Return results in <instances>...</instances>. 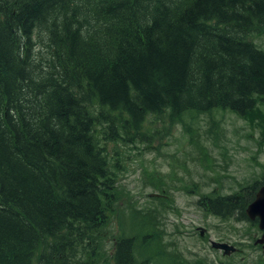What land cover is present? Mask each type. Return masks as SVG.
Masks as SVG:
<instances>
[{"label":"trees","instance_id":"16d2710c","mask_svg":"<svg viewBox=\"0 0 264 264\" xmlns=\"http://www.w3.org/2000/svg\"><path fill=\"white\" fill-rule=\"evenodd\" d=\"M255 29L264 0H0V264H91L117 199L96 127L132 142L150 115L250 116L264 101ZM257 187L200 204L246 219ZM138 223L115 264L159 240Z\"/></svg>","mask_w":264,"mask_h":264},{"label":"rangeland","instance_id":"374dc122","mask_svg":"<svg viewBox=\"0 0 264 264\" xmlns=\"http://www.w3.org/2000/svg\"><path fill=\"white\" fill-rule=\"evenodd\" d=\"M248 37L264 49V29ZM181 119L150 115L142 137L132 142L103 139L105 130L110 135L107 122L96 127L117 199L91 264H115L114 241L135 234L140 220L159 240L149 239L132 264H264V246L254 244L261 234L256 224L237 212L209 213L200 204L209 193L245 195L246 188L257 184V191L264 184V101L247 117L219 111L213 119L193 113ZM213 240L236 250L223 254L212 247Z\"/></svg>","mask_w":264,"mask_h":264},{"label":"water","instance_id":"95a60500","mask_svg":"<svg viewBox=\"0 0 264 264\" xmlns=\"http://www.w3.org/2000/svg\"><path fill=\"white\" fill-rule=\"evenodd\" d=\"M245 214L250 220H257L258 227L264 231V184L255 192L254 198L245 207ZM256 243H264V232ZM212 247L222 250L223 254H229L236 250V247L226 242L212 241Z\"/></svg>","mask_w":264,"mask_h":264},{"label":"flooded vegetation","instance_id":"af4514ba","mask_svg":"<svg viewBox=\"0 0 264 264\" xmlns=\"http://www.w3.org/2000/svg\"><path fill=\"white\" fill-rule=\"evenodd\" d=\"M209 213H210V210H209ZM252 223L257 225V226H256V227L258 228L257 231L261 232V234H260V237H261L264 231H262L261 229H259L258 224H257V220H252ZM200 234H201V232H200ZM201 236H202V235H201ZM260 237H257V238L254 240V244H255V245L259 244V245L263 248L264 243H263V244H261V243H256V241H257ZM262 252H263V254H264V249L262 250Z\"/></svg>","mask_w":264,"mask_h":264}]
</instances>
